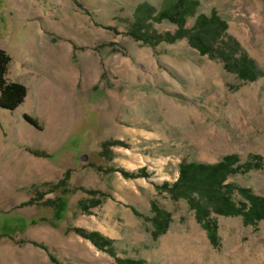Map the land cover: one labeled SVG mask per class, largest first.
Wrapping results in <instances>:
<instances>
[{"label": "rangeland", "instance_id": "374dc122", "mask_svg": "<svg viewBox=\"0 0 264 264\" xmlns=\"http://www.w3.org/2000/svg\"><path fill=\"white\" fill-rule=\"evenodd\" d=\"M192 1L180 28L172 0H0L6 78L27 90L0 109V264H264V217H246L264 201V0ZM211 14L254 81L185 36ZM220 163L235 212L216 186L199 212L169 193L181 166Z\"/></svg>", "mask_w": 264, "mask_h": 264}, {"label": "trees", "instance_id": "16d2710c", "mask_svg": "<svg viewBox=\"0 0 264 264\" xmlns=\"http://www.w3.org/2000/svg\"><path fill=\"white\" fill-rule=\"evenodd\" d=\"M172 3H165L164 9L161 10L160 17L169 20L170 22L179 24L182 28L184 20L196 7L197 3L192 0H172ZM226 26L223 21H220L214 14L210 16L200 15L196 21L194 28L191 31L184 32L194 48H197L200 52L210 53L212 57H217L224 65V69L229 72H234L238 77L246 81H254L259 72L254 66L253 62L245 55L238 56L239 47L237 43L230 41L227 43V50H224L222 46H215L220 35L224 32ZM11 62L10 56L2 49H0V109L6 111H14L17 109L24 98L26 97L27 90L25 86L17 82H10L7 80L8 66ZM24 120L34 128H38L37 123L32 118L24 115ZM232 165L228 160L224 165ZM222 167V168H221ZM221 168V169H220ZM223 169H227L226 166L219 165H183L180 168V176L178 180L168 189L169 193L177 196L175 192L183 194L186 198H190L191 206L196 211L198 204L191 201L193 193H201L203 191L202 186L215 188V192H209L212 194L210 199L212 200V207L215 211L221 212L223 210H232L235 212L234 205L223 196L219 195V188H221V173ZM226 173V170L225 172ZM220 177V179H219ZM216 186V187H215ZM243 192V191H241ZM252 208L246 217L252 219H260L264 217V201L255 197L250 198ZM199 212V210H198ZM229 214H231L229 212ZM252 215V216H251ZM249 219V218H247ZM249 221H252V220ZM86 239L94 243V245L102 249L108 241L104 243L99 234L93 233L85 236ZM119 264H145L143 261L125 259Z\"/></svg>", "mask_w": 264, "mask_h": 264}, {"label": "water", "instance_id": "95a60500", "mask_svg": "<svg viewBox=\"0 0 264 264\" xmlns=\"http://www.w3.org/2000/svg\"><path fill=\"white\" fill-rule=\"evenodd\" d=\"M82 160H85V156L82 157Z\"/></svg>", "mask_w": 264, "mask_h": 264}]
</instances>
